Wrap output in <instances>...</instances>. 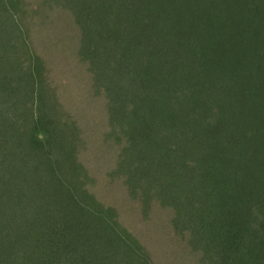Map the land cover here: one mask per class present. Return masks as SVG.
<instances>
[{
	"label": "trees",
	"instance_id": "obj_1",
	"mask_svg": "<svg viewBox=\"0 0 264 264\" xmlns=\"http://www.w3.org/2000/svg\"><path fill=\"white\" fill-rule=\"evenodd\" d=\"M137 1L0 0V210L13 212L0 264H117L120 206L134 200L171 214L167 264H264V122L246 109L264 101V0H188L164 16L155 8L176 1ZM74 70L101 113L66 122L70 135L34 88Z\"/></svg>",
	"mask_w": 264,
	"mask_h": 264
},
{
	"label": "rangeland",
	"instance_id": "obj_2",
	"mask_svg": "<svg viewBox=\"0 0 264 264\" xmlns=\"http://www.w3.org/2000/svg\"><path fill=\"white\" fill-rule=\"evenodd\" d=\"M141 1H144V0H139L137 2L142 4ZM152 1L153 0H147V1L145 0L144 1V3H146V6L148 5V7H149L148 9H151V10H152V7H151L150 3ZM161 1H163V0H161ZM170 1H176L175 3H177V4L170 5V3H171L170 2L169 6L166 7V5H163L162 8H155L154 11H158L160 16H164V15L176 12V11L179 12L180 10L183 12H186L190 8L189 4H188V0H170ZM190 2H192L194 4V0H190ZM202 3H204V0ZM194 5L199 6V3L197 2V4H194ZM76 7H78V6H76ZM77 9L80 12H83L82 6H79ZM63 11H68V10L62 9L61 12H63ZM22 22L26 23L27 20L24 19V21H21V23H20L21 26L23 24ZM66 24L67 23L61 19L60 21H57L55 23V25L52 26L53 28L52 27L51 28L54 29V32H55L56 28H58V27L63 28V26ZM23 25L26 26V24H23ZM45 25H47V24H45ZM161 28H162L161 31H163L164 34H165V32H168V33L172 32L171 26L164 25ZM14 29L17 30V27ZM76 29H77V27L75 28V32H76ZM94 29H95V27H93V30ZM24 30L25 31H32L34 29H32V26H30V28L25 27ZM43 30L46 31V28H44ZM91 33H92V31H91ZM17 34L19 35V32H17ZM17 34H16V36H17ZM83 34L84 33H82V36H83ZM34 35L39 39V37L37 36L38 35L37 31H35ZM24 36H26L25 33H24ZM67 37H68V34L65 33L62 38L57 40V42H56L57 44H55L57 47L60 46V50H58V49L57 50L59 52H61L60 53L61 58L62 57L63 58L64 57L70 58L69 54H67L64 50H61V46L67 47V46H72V44H73V43H64L67 40ZM108 39H109V37H107L106 42L108 41ZM39 40H41V39H39ZM2 42H3L2 54H4V52L6 54V47H7L6 40H4ZM74 42H75V40H74ZM41 45L38 44L37 49H39V47ZM106 45H108V44H106ZM43 46H45V45L43 44L42 47ZM68 49H70V48H68ZM50 50H51V48L48 44L45 46L44 50L39 49V51L43 52V56H41L43 60L49 59L48 52ZM57 58H60V57L58 56ZM63 58H62V60H63ZM64 61L70 65V60L65 59ZM59 66H61V65H59ZM59 66H56V69H54L57 72V74L61 70V67H59ZM81 71H84V70H78V71L74 70L73 72H70L69 74L62 75L63 78H65V79H63V81H59V80L53 81V78H55V77L51 78L50 80H46L47 77L46 78L43 77V81L41 79L42 85L40 87H38L37 89L34 88V91H36V93L44 92L45 87L47 88V90L48 89L50 90V92L53 94L52 106L54 109H52V113H53V117L56 121L57 127L59 129H61V127L58 126V123H59L62 126L63 130H67L69 132V134H70V132L72 133V131L68 128V125L66 124V122L70 121L73 124L79 123V122L81 124L84 122L89 123L92 121V117L89 118V116H88L89 113H90V116H92L93 114L95 115V114L101 113V111H98V109L93 107V105L101 104L99 102L100 100L98 101V100H96V98L93 97V91L91 89L89 90L86 87H84L85 86L84 84H86L87 82L89 83V81L91 79V75L90 74L88 75V73H86V72L81 73ZM4 74H5V72L3 73V75ZM6 74H9L12 76L13 71H8V72H6ZM23 79H24L23 82H24V87H25L29 83V76L26 74V75H24ZM68 89L71 91L72 96H70V94L65 91ZM85 89H87V90H85ZM74 91H77V94H76L77 96H75ZM26 92H28V87H26ZM41 96H42V94H41ZM81 97H83V98H81ZM173 99H174V97L167 96L165 103L170 104L171 100H173ZM246 109L249 111L250 115L251 114L257 115V116L261 115V118H259V119L261 122H264V101H262V102L250 101L246 105ZM38 137L41 138V136H38ZM93 138H94L93 135H88L87 139H86L87 140L86 142L89 146V151H90V152L88 151V154L89 153L92 154L91 152H93V149H92V145L94 144ZM61 140H64V137ZM153 142H155V140L151 141L154 149L150 145H146L144 147L145 151L147 152L146 156H148L149 154H153L151 152V150L152 151L155 150V152H157V146ZM124 146L126 147L125 144H124ZM124 148L122 146L121 151L125 152L126 156L128 158L130 155V151H129L130 148H129V146H128V148L126 147L125 150H124ZM144 148H142L139 152H134V154L135 153H141L142 155H144ZM106 150L109 153V149L102 145L100 147V149H98V152L95 151L97 159H94L93 164L95 166L96 171H100V170L104 169V165H101V162L103 161L104 156L106 157V155H107ZM86 160L91 161V159L89 157H87ZM86 160H85V163H86ZM87 165H89L88 162H87ZM176 170L178 172H180L181 168L178 167ZM91 192L93 194L95 193V191H91ZM94 195H96V194H94ZM104 197H105V194H102V193L97 195V199L100 201L102 199H104V200L108 199V198H104ZM9 199H10V201H12L11 197ZM120 208H121L120 222H121L122 226L124 228H126V230H124V231L122 230L119 232L121 235L122 243H121L119 238L115 239L118 247L120 248L118 251L122 252V253L118 254L119 260L116 261L117 264H137L138 261H139V263L144 264L145 262L144 261L142 262V260L145 259V256H143L141 254L144 252V249H145L146 259H147V257L149 259V262L146 264H167V262L170 261L167 257L168 256L167 246H168L169 241L172 240L170 238L172 236V234H171V231L169 229V216H171V214L169 212H166L165 210H162V209H159L156 207V208H151L149 210L150 215L146 216L140 210L139 203L135 200L132 201L129 206H127V207L120 206ZM2 209H4V208H2ZM15 210L19 211L20 208L18 206H15ZM5 216H8L13 220V212L10 214L8 213V215H6L3 212H1V210H0V240H3V239L7 240L6 239L7 235H9L11 233V231L13 230V229L9 228V226H8L9 220ZM179 237L181 239L180 235H179ZM174 240H176V239L173 238L172 241H174ZM8 242L11 243L10 241H8ZM8 242L3 241L1 247H9L10 245ZM139 245H141L143 247V249L141 247H138ZM141 258H144V259H141Z\"/></svg>",
	"mask_w": 264,
	"mask_h": 264
}]
</instances>
